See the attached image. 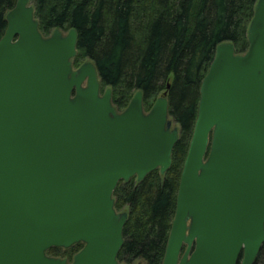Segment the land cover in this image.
Instances as JSON below:
<instances>
[{
	"label": "water",
	"instance_id": "1",
	"mask_svg": "<svg viewBox=\"0 0 264 264\" xmlns=\"http://www.w3.org/2000/svg\"><path fill=\"white\" fill-rule=\"evenodd\" d=\"M33 13L17 0L0 39V264H118L115 186L164 173L179 129L165 92L117 112L95 65L73 68L76 30L45 37ZM247 33L202 79L162 264H253L264 242V0ZM79 242L70 262L46 253Z\"/></svg>",
	"mask_w": 264,
	"mask_h": 264
},
{
	"label": "trees",
	"instance_id": "2",
	"mask_svg": "<svg viewBox=\"0 0 264 264\" xmlns=\"http://www.w3.org/2000/svg\"><path fill=\"white\" fill-rule=\"evenodd\" d=\"M16 2L0 0V39L7 27L6 14ZM256 2L30 0L43 36L55 29L76 30L72 64L79 66L88 58L95 65L100 89L111 90L117 112L126 108L136 91H141L142 107L149 111L163 91L168 116L178 124L171 165L164 173L156 168L141 180L133 176L115 186L114 208L127 211L118 262L131 264L140 259L145 264H162L197 118L202 79L219 43H232L236 54L247 50ZM82 245L51 247L46 253L71 260ZM253 262L264 264V242Z\"/></svg>",
	"mask_w": 264,
	"mask_h": 264
},
{
	"label": "rangeland",
	"instance_id": "3",
	"mask_svg": "<svg viewBox=\"0 0 264 264\" xmlns=\"http://www.w3.org/2000/svg\"><path fill=\"white\" fill-rule=\"evenodd\" d=\"M58 30V29H57ZM59 30H61V29H59ZM62 31V33L63 34H67L68 32H66V31H64V30H61ZM85 61H89L88 60V58H85L82 62H85ZM82 62H81V64L80 65H82ZM79 65V66H80ZM79 66H76V65H73V68L74 69H76V68H78ZM106 90L105 89H100V94H103L104 92H105ZM163 91H160L159 92V95H158V97H161V96H163L164 94L162 93ZM145 111L147 112V110L145 109ZM169 117V116H168ZM171 120H172V124H171V128H173V127H176V128H178V124H176L175 122H174V120H173V118L172 117H169ZM179 129V128H178ZM127 212V211H126ZM51 256V255H50ZM53 257H55V256H53ZM57 257H59V258H63V257H60V256H57ZM73 258V257H72ZM71 258V260H67V261H72L73 259ZM119 264H126V263H124V262H119ZM131 264H145L144 263V261L143 260H140V259H137L136 261H134V262H132Z\"/></svg>",
	"mask_w": 264,
	"mask_h": 264
},
{
	"label": "flooded vegetation",
	"instance_id": "4",
	"mask_svg": "<svg viewBox=\"0 0 264 264\" xmlns=\"http://www.w3.org/2000/svg\"><path fill=\"white\" fill-rule=\"evenodd\" d=\"M82 246H83V245H82ZM184 246H186V245H184ZM184 249H185V248H184ZM184 249H183V250H184ZM183 250H182V251H183ZM118 264H119V262H118Z\"/></svg>",
	"mask_w": 264,
	"mask_h": 264
}]
</instances>
